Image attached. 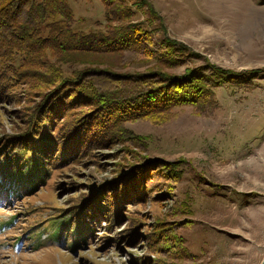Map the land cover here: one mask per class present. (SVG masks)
<instances>
[{
  "label": "rangeland",
  "instance_id": "rangeland-1",
  "mask_svg": "<svg viewBox=\"0 0 264 264\" xmlns=\"http://www.w3.org/2000/svg\"><path fill=\"white\" fill-rule=\"evenodd\" d=\"M144 1L131 20L141 22L150 40L167 35L195 55L160 65L164 72L195 65L258 72L246 84L216 87L213 105L204 100L136 113L138 104L123 103L117 110L111 104L100 118H90L96 113L90 114L92 101H79L56 112L57 124L67 127L54 152L58 157L62 144L70 155L61 162L49 158L43 181L31 189L9 191L1 178L0 264L260 263L264 0ZM68 3L73 27L87 30L94 19L102 20L101 0ZM124 48L38 50L17 78L10 74L0 99V136L33 122L27 114L40 92L37 82L44 78L40 86L46 84L51 68L69 79L90 69L79 77L102 92L114 88L115 96L127 92L119 87L126 73L148 78L158 70L152 59L131 64ZM133 53L136 60L143 55ZM77 128L80 138L74 137ZM64 218L70 226L78 218L88 227L77 245L72 229H62L59 240L53 236Z\"/></svg>",
  "mask_w": 264,
  "mask_h": 264
},
{
  "label": "trees",
  "instance_id": "trees-1",
  "mask_svg": "<svg viewBox=\"0 0 264 264\" xmlns=\"http://www.w3.org/2000/svg\"><path fill=\"white\" fill-rule=\"evenodd\" d=\"M101 1L105 5L102 20L94 19V27L82 30L72 25V8L68 0H0V70H3L0 71V99L5 96L3 90L10 83V74L17 78L20 68L35 57L38 50L47 47L63 51H92L122 46L130 52L128 57L131 64L152 59V64L158 68L148 78L141 77L142 74L126 73L128 76L119 87L127 92L121 96L110 94L115 91L114 88L102 92L90 80L79 77L90 69H83L69 79L55 68H47L54 73L49 78L45 76L47 83L43 86L40 85L46 79L37 82L40 92L32 100L33 106L27 114V119L33 120L32 125L28 122L19 132L0 136V181L3 176V184L9 191L17 193L33 188L43 181L49 158L61 162L70 155L67 146L62 144L58 157L54 152L59 146V136L62 141L65 140L60 133L67 127L63 122L57 124L59 119L56 112L75 106L76 102L92 101L90 114L96 113L90 118L97 115L100 118L104 109L111 104L114 110L123 103L138 104L140 107L136 113L204 100L213 105L216 101L212 95L216 87L246 84L245 80L251 79L253 72H258L255 68L232 70L219 67L210 70L211 66L203 68L202 65L185 66L181 73L164 72L160 65L168 63L167 66H172L183 58L193 60L194 52L183 42L167 35L156 40L149 39L148 30L141 22H133L130 17L135 9L142 8L144 0ZM134 49L143 54L138 60L134 58ZM1 72H4V80L1 79ZM144 79L146 82H142ZM75 92L77 95L73 94ZM51 125H54V130L57 128L54 134L49 130ZM75 133L79 135L75 134L74 137H82L79 128ZM98 195L95 192L96 200ZM97 206L105 207L104 203ZM57 226L53 232L54 238L61 239L62 229H72L69 231L74 234L73 245H77L79 237L84 238L82 232L88 229L84 220L79 221L78 218L74 226H70L66 218L59 220Z\"/></svg>",
  "mask_w": 264,
  "mask_h": 264
},
{
  "label": "water",
  "instance_id": "water-1",
  "mask_svg": "<svg viewBox=\"0 0 264 264\" xmlns=\"http://www.w3.org/2000/svg\"><path fill=\"white\" fill-rule=\"evenodd\" d=\"M259 264H264V255H263V257H262V259H261Z\"/></svg>",
  "mask_w": 264,
  "mask_h": 264
}]
</instances>
